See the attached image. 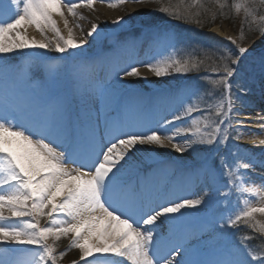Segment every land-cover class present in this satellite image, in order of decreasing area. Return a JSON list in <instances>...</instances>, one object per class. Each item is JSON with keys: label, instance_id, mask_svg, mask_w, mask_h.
Returning a JSON list of instances; mask_svg holds the SVG:
<instances>
[{"label": "snow or ice", "instance_id": "snow-or-ice-1", "mask_svg": "<svg viewBox=\"0 0 264 264\" xmlns=\"http://www.w3.org/2000/svg\"><path fill=\"white\" fill-rule=\"evenodd\" d=\"M98 2L116 8L144 0H0V264H58L72 249L83 264H264V248L249 244L255 236L232 239L233 230L244 226L264 245V222L258 219L264 217V183L257 187L249 178L251 170L264 167V156L229 151V163L221 153L229 139L246 135L253 146H264L258 133L243 131L244 120H233L243 115L235 106L247 94L236 79L241 65L252 57L264 73V47L250 51L228 37L234 50L207 48L198 58L195 49L180 45L177 33L152 29L143 41L115 38L113 51L125 58L114 80L101 62L86 58L71 68L48 63L36 76L33 61L49 58L34 50L63 56L98 43L99 24L84 33L79 23L85 19L79 10L94 9ZM158 3L155 10L170 20L203 27L201 13L192 11L205 7L202 0ZM213 7L221 16L243 13V24L264 36V0H213ZM111 23L123 28L128 22L121 17ZM29 28L41 39L30 37ZM136 42H146L155 55L130 63L126 54ZM13 54L27 61H15ZM141 67L156 78L203 69L206 74L196 79L204 86L185 85L182 96L161 95L157 109L121 83L124 77L146 80ZM256 119L264 129V114ZM197 147L210 154L184 168L181 178L202 179L201 193L173 200L161 190L159 172L149 161L159 155L155 149L169 148L182 157ZM160 170L167 175L168 165L160 162ZM175 178L173 172L169 179ZM233 191L241 194L236 205L201 215L223 205ZM190 209L196 212L183 211ZM164 224L168 235L161 231ZM62 238L70 244L57 253Z\"/></svg>", "mask_w": 264, "mask_h": 264}, {"label": "rangeland", "instance_id": "rangeland-1", "mask_svg": "<svg viewBox=\"0 0 264 264\" xmlns=\"http://www.w3.org/2000/svg\"><path fill=\"white\" fill-rule=\"evenodd\" d=\"M101 7H104L106 10H113L114 15L113 18H124L128 23L127 25H124L123 28L118 27L116 25H113L109 20H106L104 18V12L94 11L92 9H80L81 15L85 17L84 20L79 21V23L82 25L84 29V33H86L88 30H90L92 23L99 24L100 28L99 31H102L105 33L106 37L98 41L97 44H95L93 47L89 48L88 46H85L83 52L81 50L77 49L74 51L72 55H69L68 53H64L63 56L61 54L55 53V52H44L43 50H37L35 54L42 55L45 57H48V61H33L34 64V74L36 76H42L43 70L48 63H52L57 65L59 68L63 69L65 67L71 68V66L78 62L80 58H86L88 60H96L98 62H101V65L103 67V70L105 74L108 76V79L114 80L116 79L114 73L115 71H118L120 67L123 66L122 59L125 58L124 54L117 55L113 51V44L116 37H118L120 40L127 39L130 43L133 42V38H139L140 41L144 40V33L148 32L152 29H165L172 32L177 33L174 29H169L165 26H159V27H153V28H144L141 29L142 26H140L139 19H150L151 16H153L157 9V5L153 3L152 0H144L143 3H125L122 6H118L116 8H109L107 4H101L97 3ZM96 4V6H97ZM132 9L137 10L138 12H133ZM239 19H242L243 13L238 14ZM70 23H72V17H68ZM137 22L136 25V31L133 30L132 23ZM216 26H221L223 28H227L235 37V40L238 42V35L232 26L226 22L222 21ZM126 29V30H125ZM115 30V32H114ZM75 35L77 39H79L82 35L79 28H75ZM134 31L130 34L129 32ZM121 33V36H119ZM178 34V33H177ZM39 35V33H38ZM179 35V34H178ZM40 36V35H39ZM49 36H51V33H49ZM180 36V45L183 46L184 44H189L193 41L192 36L188 38L186 35H179ZM41 38V37H40ZM262 41H264V38H257L251 45L243 46L248 49L253 48H259L263 47ZM105 42V45L108 47L107 51H102L103 49L100 47ZM226 47H232L235 48V46L230 45L228 41H225ZM105 46V47H106ZM104 47V50H105ZM102 53V54H101ZM155 55V52L149 51L148 46L145 43L136 42L135 49L133 51H130L126 54V58H128L130 63H135L138 59L139 60H146L149 59L151 56ZM13 58L15 61L18 62H24L27 61V57H20L16 54H13ZM144 72L151 76V78H156L153 74H151L146 68L141 67L140 73ZM205 75L201 74L200 76ZM190 78H193L192 81L187 82L189 77L186 76H174V80H168L167 78H162V86H165V88H161L158 85H153L151 83L146 82L143 79L138 78H132V77H124L121 83L126 84L128 86L127 81H131L132 84L135 86L134 88H128L136 93L141 94L146 102H151L150 106L154 108H159L158 99L161 95L173 97V96H182L184 94V87L185 85L194 84L198 85L200 87L204 86V82L198 81L195 77L191 76ZM239 80L244 87L247 88V94L242 95V103L237 102L236 109L242 113L243 115L240 116H234L233 120H244L243 125V131L245 133H253L256 134V132H253L252 129L249 127H246V125H252L257 124L259 125L261 122L256 119V116L258 113L264 114V73L261 72L260 67L257 63H255L254 59L252 57H249L248 59L244 60L241 65V72L239 77L236 78ZM68 87H71V82L69 81ZM237 94V88H233V96ZM219 93H217V96ZM246 117L253 118L251 120L245 119ZM236 128L235 123H233L232 128L230 131L234 134V129ZM258 138H264V131L258 133ZM250 142V137L247 135L241 139L240 141H233L229 139L228 141V147L226 149H222L221 153L227 155L229 151H239L243 152L245 149L248 150V154L254 153L256 157L259 159L260 157L264 156V151L261 154H257L254 150L250 149L249 145L247 143ZM245 144V145H242ZM158 152L162 155L161 160L158 163H153L152 160L149 161V164L153 167L154 171L159 172V182H160V188L162 191H167L169 193V189L171 186V198L174 200L176 196H182L187 197L188 194H197L200 189L203 186V180H197L194 176L189 178L188 174H185L183 179L181 178V171L184 168H194L196 167L199 162L193 163L191 165V162L199 160L209 155L210 152L207 149H203L199 147V155L196 158L190 159V162L183 163H174L172 161L171 156L169 155L166 148L164 149H157ZM229 163H232L233 157L231 155H227ZM218 160L219 156H215L212 163L214 166H218ZM160 162L168 165V172L167 175L164 174L163 171L160 170ZM196 165V166H195ZM178 169L180 171H178ZM243 171V170H241ZM176 173L175 180H170L169 177L172 175V173ZM249 178L251 181L255 182V186L259 187L261 183H264V167H260L259 165L249 172ZM241 194L233 191L232 196L229 200H224L223 205L217 206L213 205L211 209H203L201 212V215H203L204 212H208L209 214L212 213H219L221 210L230 208L238 203L237 197H240ZM220 199H224L223 197H220ZM240 206H242V200L240 201ZM195 213V209L190 210H183ZM258 219L261 222H264V217H259ZM42 225L46 226V221H41ZM235 232V235H233L232 239L233 241H238V239L243 235H253L256 238L249 241V244L252 248L256 250H260L261 248H264V245H257L256 240H260L258 237V234H254L251 232L250 229H247L244 226H240L239 228L233 230ZM165 235H168L166 233ZM68 239H61L56 243L57 253L64 252L68 249ZM66 244V245H65ZM70 244V242H69ZM264 254V253H262ZM83 264L81 261H79V251L76 249H72L71 251H67V255H65L62 259L58 260V264Z\"/></svg>", "mask_w": 264, "mask_h": 264}, {"label": "trees", "instance_id": "trees-1", "mask_svg": "<svg viewBox=\"0 0 264 264\" xmlns=\"http://www.w3.org/2000/svg\"><path fill=\"white\" fill-rule=\"evenodd\" d=\"M152 1L157 5V7H159L158 0ZM164 2L167 3L168 0H164ZM232 2H234V0H229V3ZM172 3H178V0H172ZM187 3L191 4L192 0H187ZM202 3L205 5L204 8H193L192 11L201 13L200 19L202 21L203 27H198L195 24H184L198 28L199 31L196 29H187L185 27H172L179 35H186L188 38L192 36L193 41L189 44H184L182 47H185L188 52H192L193 49H195V53L198 55V58H203V56L201 55L203 49L221 46L226 47V43L218 37L201 33V31L208 30L222 21L228 22L232 26V28L235 29L239 38L238 43H241V46L251 45L257 38H264V36H261L260 32L253 30L255 28L254 25L249 26L243 24L244 15L242 19H239L238 14L233 11L231 13H228L226 16H221L219 15V9L217 7H213V0H202ZM225 11L227 12V10ZM138 21L142 26L149 27L161 24L165 21H170V19L167 16L157 12L153 16H151L150 19H139ZM135 25H137V22L132 23V26ZM242 33L244 36L243 41L240 40V36ZM226 48L230 47L227 46ZM230 49L234 50V48L232 47ZM208 63H210V61H208ZM203 72L204 70L202 69L200 73ZM255 242L257 245H261L260 240H256L254 241V243Z\"/></svg>", "mask_w": 264, "mask_h": 264}, {"label": "bare ground", "instance_id": "bare-ground-1", "mask_svg": "<svg viewBox=\"0 0 264 264\" xmlns=\"http://www.w3.org/2000/svg\"><path fill=\"white\" fill-rule=\"evenodd\" d=\"M92 10H94V11H99L100 13L101 12H104L105 14H104V18L106 19V20H109L110 22L114 19L113 18V16H115L114 15V11L113 10H106V9H104V7H101L100 5H98L97 4V6L95 5L94 6V9H92ZM132 11L133 12H138L137 10H135V9H132ZM57 20L59 21V18L57 17ZM59 26L61 27V29L63 30V24H62V22H60V24H59ZM210 32H212V33H215L216 35H218L220 38H222V39H224V40H226V41H228V37H231L232 39H235V37H234V35L227 29V28H223V27H221V26H215V27H213L212 28V30H210ZM100 33H101V36L98 38V41H101V40H103L105 37H106V35H105V33H103L102 31H100ZM65 35H66V32L64 33ZM28 35L30 36V37H35L36 39H41L40 38V36L38 35V33L34 30V29H32V28H29L28 29ZM229 42V41H228ZM263 47H264V44H263ZM260 46H259V48H255L257 51H260ZM250 51L252 50L251 48L249 49ZM36 51L37 50H34V52L36 53ZM152 74V73H151ZM154 75V74H153ZM141 76L142 77H147V79L145 80L146 82H148V83H151V84H153V85H158L159 87H161L162 86V78H151V76H149L148 74H146V73H144V72H141ZM165 78H167L168 80H174V76H172V77H165ZM127 83H128V86H130V88L132 89V88H134L135 86L132 84V82L131 81H127ZM165 88V86H162L161 88ZM245 119H248V120H251V119H253V118H250V117H246ZM254 120V119H253ZM246 127H249L250 129H252L253 130V132H256V133H260V132H262V131H264V129H261L260 127H259V125H257V124H252V125H246ZM242 145H245V144H242ZM247 145H249L250 147V149H252V150H254L258 155L259 154H261V153H263V151H264V146H259V147H255V146H253L252 144H251V142H248L247 143ZM145 147H147V146H145ZM166 150L168 151V153H169V155L171 156V158H172V161L174 162V163H179V162H185V163H187V162H190V159H193V158H196L197 156H198V153H199V147H197V151H195V152H186V153H184L183 154V156L181 157L180 156V154H178V153H176V152H174V151H172V150H170L169 148H166ZM155 152H158V150L157 149H155ZM159 153V152H158ZM138 156L140 155V154H137ZM161 158H162V155L159 153V155L158 156H154L153 158H152V161H156V162H159L160 160H161ZM196 162H199V160H196V161H193V162H191V165L193 164V163H196ZM196 166V165H195ZM202 189V188H201ZM201 189H200V191L197 193V194H188V196L187 197H191V198H195V196H197L198 194H200L201 193ZM161 231L164 233V234H166V233H168V225L167 224H164V225H162L161 226ZM83 263V262H82Z\"/></svg>", "mask_w": 264, "mask_h": 264}]
</instances>
